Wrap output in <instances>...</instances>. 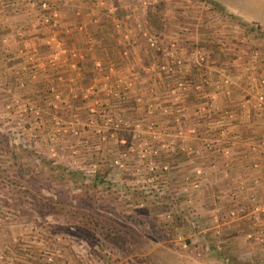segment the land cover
Instances as JSON below:
<instances>
[{"label": "rangeland", "instance_id": "obj_1", "mask_svg": "<svg viewBox=\"0 0 264 264\" xmlns=\"http://www.w3.org/2000/svg\"><path fill=\"white\" fill-rule=\"evenodd\" d=\"M42 2L57 15L41 11ZM60 4L75 5V11L88 5L99 15L96 28L104 29L105 23L110 29L119 51L115 66L125 67L128 74L116 77L118 91L137 94L143 90L144 95L149 88L162 100L167 91L173 95L189 87L212 88L211 97L205 99L208 106L197 108L202 112L199 115L213 108L215 91L232 95L238 90L242 96L223 120L238 116L235 109L238 113L243 107L260 109L263 125L251 122L252 110L247 123L252 129L264 126V103L258 105L259 95L264 96V83L259 86L258 78L264 79V0H0V24L6 11L32 14L36 25L53 26ZM156 11L159 19L151 24ZM26 49L23 55L31 64L23 61L21 69L32 73L37 67V49ZM56 61L53 57L49 63L55 66ZM111 72L104 77H111ZM174 77H182L184 85L178 87L181 80ZM203 77H209L208 82L201 83ZM210 77L218 80L214 88ZM22 78L26 77H18L17 87L27 89ZM111 80L107 88L100 77L96 88L101 86L112 96L115 84ZM14 88L13 79L0 85V264H264L262 193L247 189L238 206L223 212H197L191 199L192 190L200 189L199 182H195L198 186L190 179L182 183L172 174V162L161 159L162 151L169 154L174 150L162 138V130L148 129L156 146L148 139L141 141L153 149L151 155L158 166L166 163L168 170L150 175L137 150L138 159L122 160L125 166L117 167L113 159L120 153L111 158L107 148L116 144L112 132L119 128L112 123L118 115L108 114V109L95 102L86 120L76 112L69 122L55 116L53 124L44 128L45 122L36 118L40 105L29 102L23 108ZM48 96L57 107L63 105L54 83ZM40 108L38 116L43 118V106ZM83 128L91 131L88 135L93 140L80 146ZM65 132L75 137L68 147L63 145ZM137 133L139 140L143 138V133ZM160 139L169 146L160 148ZM212 143L208 140L206 149ZM130 146H125V152ZM201 188L206 196L216 198L208 183ZM237 189L246 188L241 184ZM236 197L240 195L229 192L228 199ZM105 231L120 233L123 247L105 243Z\"/></svg>", "mask_w": 264, "mask_h": 264}, {"label": "crops", "instance_id": "obj_2", "mask_svg": "<svg viewBox=\"0 0 264 264\" xmlns=\"http://www.w3.org/2000/svg\"><path fill=\"white\" fill-rule=\"evenodd\" d=\"M74 6L60 4L55 24L43 27L35 24L36 19L32 14L4 12L0 24V85L5 83L6 79L8 81L13 79L15 85L13 90L16 89V93L19 94L17 96L21 97L23 108L29 102L43 106V118L41 115L38 116L41 110L39 106L36 118L42 124L45 122L44 128L53 124L55 116L69 122L71 115L77 112L86 120L90 115V107L95 102H100V105L108 109L109 111L106 112L112 116L122 115L127 124L115 132V141H112L116 144L107 148L111 158V155L125 151V146L128 144L130 146L139 140L136 137L137 131L143 133L140 135L143 137L140 140L148 139L150 144L154 145L155 141L148 132V126L153 122L162 130L161 135L164 136L162 138L168 139L173 144L174 150L171 153L162 151L161 154V159L167 158L172 162V174L182 183L189 179L191 183L199 182L200 189L192 190L191 199L193 208L197 212L206 209L223 212L227 208L238 206L240 201L246 198L249 189L262 193L261 198L264 200V126H256L263 125L259 121L262 110L243 107L238 113L235 109L233 113L238 116L232 121L223 120L227 110L235 108L237 102L234 104V101L242 96L241 94L238 96V90L230 95L223 91L216 92L214 89L216 93L213 99L214 106L207 110L208 113L203 111V114L197 111V108H200V105L208 106L205 99L211 97L212 88L193 90L189 87L188 90H179L173 95L167 91L162 96H165L162 100L161 96L159 98V95H153L155 91L149 88L144 89V95L143 90L137 94L134 91L119 90V95L116 77H127L128 74L125 67L120 69L115 66L119 51L117 52L118 47L109 32L110 29L106 28L105 23L104 29L96 28L98 25L95 23L98 22L99 15L88 5H81L80 11H75ZM99 26L103 27V25ZM50 35L58 40V44L49 39ZM27 47L37 49L34 54L36 55L34 66L37 67L32 73L29 70L31 66L27 69L28 72L21 69L22 62L27 61V57L23 55ZM53 57L58 60L55 66L49 63ZM137 60L140 59H133L135 62ZM97 62H101V66L98 67ZM110 70H112L111 77H114L111 85L115 84L111 90L112 96L107 95L101 86L96 88L100 77H104V74ZM18 77H26L22 79L25 80V85L28 83L27 89H18ZM174 78L182 81V77ZM208 78H200V82H208ZM210 78L214 88L218 80L216 77ZM258 78L260 86L264 83V79ZM200 82L198 85H201ZM52 83L58 88L62 106L57 107L53 104L57 102L48 96ZM173 86L174 84L169 88ZM151 100H154V106ZM250 110L253 114L251 122H256L255 129L250 128L247 123ZM198 112L201 113L198 115ZM87 128L81 129L80 146H84L85 141L88 143L93 140L88 135L91 131L89 129L84 131ZM69 134L70 132L64 133L63 145L66 147L70 142L75 141V137ZM208 140L214 143L206 149ZM79 141L73 143L78 144ZM129 157L132 160L138 159V154L133 152L132 157ZM206 183L212 188L211 194L216 195V198L206 196L205 191L201 190ZM241 184L246 188L243 191L237 189ZM229 192L240 195L239 199L237 197L228 199ZM216 199L228 202L220 204L221 202ZM208 215L211 216V212Z\"/></svg>", "mask_w": 264, "mask_h": 264}, {"label": "built area", "instance_id": "obj_3", "mask_svg": "<svg viewBox=\"0 0 264 264\" xmlns=\"http://www.w3.org/2000/svg\"><path fill=\"white\" fill-rule=\"evenodd\" d=\"M31 5L34 6L35 5L34 2H32ZM39 6L42 9V10L40 9L41 11H47L48 10V5H47L46 2H42ZM48 11L51 12V15L52 16H56L57 15L56 11L54 9H52V8L49 9ZM97 65H99L98 62H97ZM106 75L108 76L109 73H107ZM111 79H112L111 77H103V86L108 88V82ZM186 82L191 83L190 81H186ZM183 83H185V82L184 81H179L178 84H177V86L178 87H181V86L184 85ZM194 87L197 88L198 85L195 83L194 84ZM172 91H174V90H172ZM55 97L58 98V95L56 94ZM259 97H260V99L258 101V105L262 106V104L264 103V101H262V100H264L263 99L264 96L263 95H259ZM201 109L203 110V107ZM126 124L127 123H125L124 119L122 120L120 118V116L118 115V117L115 119V122L112 123V127L113 128L125 127ZM148 128L149 129L150 128H156L157 129V127L154 126V123L153 122H151L149 124ZM158 134L160 135V132H158ZM112 135H113V137H115L114 131L112 132ZM160 140L162 141L163 139H160ZM147 144H148V142H143L141 140H137L134 144H132L128 148V150L126 152L124 151L121 154H119V157H115L113 159V164L115 166H117V167H123V166H125V162H124L125 159L128 160L130 158L129 156H132V153L137 150V152L139 154L140 160L141 161L146 160L144 167L146 168L147 172L150 175H152V173H154L156 170H159L158 172H165L166 170H168V165L166 163L165 164L163 163V165L158 166V164L155 161V158L153 157V155H151V152H153V149L150 148L149 145H147ZM168 146H169V144L168 143H165L164 141H162V143H160V148H163V147L164 148H167ZM154 152H156V151H154ZM122 160H124V161H122ZM92 166H93L92 169H94L96 167L95 164H93ZM91 171H95V170H91ZM194 185L195 186H198L197 183H195ZM1 258H3L2 255H0V259Z\"/></svg>", "mask_w": 264, "mask_h": 264}, {"label": "trees", "instance_id": "obj_4", "mask_svg": "<svg viewBox=\"0 0 264 264\" xmlns=\"http://www.w3.org/2000/svg\"><path fill=\"white\" fill-rule=\"evenodd\" d=\"M155 14L157 15V18L155 17V15H154V17H151V24L152 23H156L157 21H158V19H159V15H158V13H157V11L155 12ZM251 29H253L254 30V27L251 25V26H249ZM4 137H2V139H3ZM5 139V138H4ZM20 169H18V171H19ZM92 181L94 182V183H96L97 181H96V178L94 177L93 179H92ZM60 208V207H59ZM63 208V207H62ZM61 209V208H60ZM71 211V210H70ZM70 211H68V213H70ZM72 213H73V211H71ZM74 215H76V213H74ZM94 224H96V223H93L92 224V226H94ZM86 226H89V227H92L90 224H87ZM98 227V226H97ZM92 229V228H91ZM93 229H94V227H93ZM92 229V230H93ZM101 231V230H100ZM100 231H98V233L100 234V236L102 235L101 234V232ZM89 233V232H88ZM102 240H104L105 241V243L107 242V241H109L110 243H112V244H115V245H118V246H121V247H123L122 246V242H123V237H122V235L120 234V233H117V232H111V231H105V233H104V236H102ZM119 256V255H118ZM117 255L115 256V258H117V259H120L119 257H118Z\"/></svg>", "mask_w": 264, "mask_h": 264}]
</instances>
